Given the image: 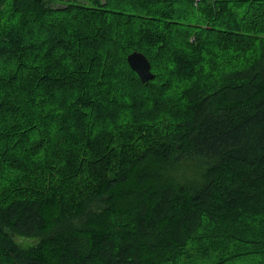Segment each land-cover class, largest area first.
I'll return each mask as SVG.
<instances>
[{"label": "trees", "instance_id": "1", "mask_svg": "<svg viewBox=\"0 0 264 264\" xmlns=\"http://www.w3.org/2000/svg\"><path fill=\"white\" fill-rule=\"evenodd\" d=\"M53 3L0 0V264H264V0Z\"/></svg>", "mask_w": 264, "mask_h": 264}, {"label": "water", "instance_id": "2", "mask_svg": "<svg viewBox=\"0 0 264 264\" xmlns=\"http://www.w3.org/2000/svg\"><path fill=\"white\" fill-rule=\"evenodd\" d=\"M130 67L138 74L143 83L154 79L155 75L151 70V64L148 58L139 52H133L127 57Z\"/></svg>", "mask_w": 264, "mask_h": 264}, {"label": "rangeland", "instance_id": "3", "mask_svg": "<svg viewBox=\"0 0 264 264\" xmlns=\"http://www.w3.org/2000/svg\"><path fill=\"white\" fill-rule=\"evenodd\" d=\"M56 1H59V3H53L51 4L53 7H63L62 3H60L61 1H65V0H56ZM79 1L80 3H86L87 0H77ZM22 243L24 245H30L31 244V240H22ZM242 264L243 263H246V264H255V259L251 258V257H247V258H244V259H238Z\"/></svg>", "mask_w": 264, "mask_h": 264}]
</instances>
